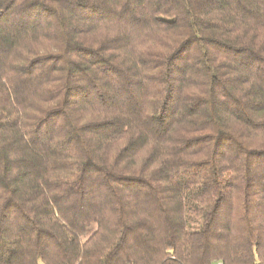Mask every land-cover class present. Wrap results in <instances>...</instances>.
Instances as JSON below:
<instances>
[{"label": "trees", "instance_id": "16d2710c", "mask_svg": "<svg viewBox=\"0 0 264 264\" xmlns=\"http://www.w3.org/2000/svg\"><path fill=\"white\" fill-rule=\"evenodd\" d=\"M264 264V0H0V264Z\"/></svg>", "mask_w": 264, "mask_h": 264}, {"label": "built area", "instance_id": "2783aa9c", "mask_svg": "<svg viewBox=\"0 0 264 264\" xmlns=\"http://www.w3.org/2000/svg\"><path fill=\"white\" fill-rule=\"evenodd\" d=\"M216 264H221L220 262L216 263Z\"/></svg>", "mask_w": 264, "mask_h": 264}]
</instances>
